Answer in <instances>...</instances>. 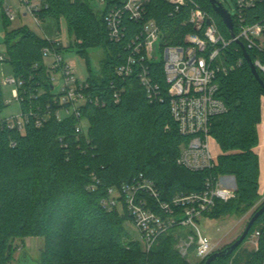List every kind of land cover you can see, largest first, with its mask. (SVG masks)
<instances>
[{
	"label": "trees",
	"instance_id": "trees-1",
	"mask_svg": "<svg viewBox=\"0 0 264 264\" xmlns=\"http://www.w3.org/2000/svg\"><path fill=\"white\" fill-rule=\"evenodd\" d=\"M46 1L48 7L41 10L38 18L63 16L75 36L77 53L86 57L87 49L104 50L99 74L86 79L87 92L99 96L102 105L86 104L81 108L88 126L79 137L75 133L79 119L73 115L61 121L50 117L37 128L30 124L24 134L7 127L0 129V264H10L18 249L15 243L23 247L27 237L43 239L39 257L32 258L21 247L15 264H28L30 260L31 264H188L176 248L180 235L176 229L160 235L145 254L123 228L124 221L129 220L125 208L122 212L107 211L100 201L107 196L109 187H118L138 174L154 183L163 201L178 193L202 189L210 174L227 175L235 179V199L216 202L205 216L219 218L245 212L260 198L259 162L254 148L259 140L257 125L264 88L252 74L241 46L237 50L231 43L226 49V62L235 64L239 57L243 60L217 78L216 96L226 110L212 118L210 134L221 153L212 170L191 172L176 163L179 147L188 138L170 117L162 61L149 63V76L158 84L162 101L147 98L137 76L136 61L129 76L115 74V68L124 64L129 55L137 59L131 39L139 32L141 22L125 16L122 37L113 42L106 35L102 14L93 10L90 1ZM198 2L229 37L209 0ZM147 5V18L171 24L169 43H181L183 36L193 30L189 25L177 26V19L170 20L172 6L164 0H151ZM244 15L248 23L264 22V2ZM5 20L4 24L9 22L6 16ZM4 29V60L11 74L23 77L24 86L33 94L38 88L49 89L42 49L50 47L60 53L63 49L55 41L39 38L26 26L8 31L5 25ZM244 49L252 63L256 57L264 62V51L246 46ZM260 78L264 81V77ZM112 84L122 90L117 102ZM41 102L37 99L34 104ZM4 105L0 91V110ZM92 184L95 188L88 189ZM263 205L264 201L255 211ZM255 232L256 249H240ZM243 243L209 264H264V213L251 225ZM205 259L197 264H204Z\"/></svg>",
	"mask_w": 264,
	"mask_h": 264
},
{
	"label": "built area",
	"instance_id": "built-area-1",
	"mask_svg": "<svg viewBox=\"0 0 264 264\" xmlns=\"http://www.w3.org/2000/svg\"><path fill=\"white\" fill-rule=\"evenodd\" d=\"M88 1L102 4L99 12L110 41L121 39L125 16L141 22L139 32L131 39L137 59L129 55L124 64L115 68V74L122 78L129 76L136 61L139 66L137 76L146 89L147 98L162 101L158 84L153 83L149 76V63L161 60L170 117L177 124L179 132L188 138L179 147L176 163L191 172L212 170L219 155V151L212 147L213 144L217 146L210 134L212 118L226 110L224 103L216 96L219 88L217 78L242 63L240 57L235 64L226 62V49L231 43L237 50L242 44L249 49L264 51V22L248 23L244 15L248 9L264 0H233L235 12L233 15L229 13L233 31L231 34L227 29L229 37L224 36L215 18L198 0H164L172 6L168 13L170 20L177 19V26L189 25L193 29L177 44L169 43V22L159 24L154 18H147V4L151 0ZM19 4L18 15L22 18L31 16L36 22L40 20L38 14L41 10L48 7L46 0H19ZM3 11L9 21L16 18L12 8L4 7ZM44 57L52 60L49 66L43 62L49 89L38 88L33 94L24 86L23 77L9 74L2 78L3 82L13 86L12 97L19 103L20 111L18 115L1 120L0 129L7 127L24 134L26 126L30 124L37 128L50 117L61 121L73 115L79 119L75 125V133L79 137L85 131L83 122L88 124L86 118L81 116V108L86 104L100 107L102 99L87 92L89 86L86 80L80 82L76 78L71 65L64 62L60 52L45 47L42 49V59ZM3 60V55H0V62ZM253 65L264 77V62L256 57ZM111 86L117 102L122 90L115 89L113 84ZM37 99H42L40 105L34 104ZM94 188L93 184L88 187L90 190ZM235 194V187L225 185L224 176L210 174L204 179L202 189L178 193L169 201H163L154 183L138 174L118 187H109L107 196L100 203L107 211L120 209L122 212L125 208L129 221L138 233L137 239L130 240L138 242L145 254L151 251L160 235L173 229L182 233L183 228H193L186 235L177 236L176 248L183 258L192 251L201 261L216 251V244L199 232L197 222L213 209L216 202H228L235 199ZM257 236L258 232H255L251 237Z\"/></svg>",
	"mask_w": 264,
	"mask_h": 264
},
{
	"label": "rangeland",
	"instance_id": "rangeland-1",
	"mask_svg": "<svg viewBox=\"0 0 264 264\" xmlns=\"http://www.w3.org/2000/svg\"><path fill=\"white\" fill-rule=\"evenodd\" d=\"M0 1L2 2V6H0V55H3L5 59H7V53L5 51L4 45L5 25L6 30L8 31L20 26H26L39 38H45L51 41H55L59 44V46L63 49L61 56L64 62L71 65L74 75L80 82H84L89 77V75L92 76L99 74L100 60L105 56L104 50L99 47L87 49L86 57L77 53L75 36L69 32L66 19L63 16H59L58 18L54 16H46L36 22L31 16L22 18L18 15V10H20L19 0ZM217 2H219L222 7L226 9L231 15L234 14L235 9L233 0H217ZM90 5L93 7V10L95 12L102 10V4L100 3H94L93 1H90ZM4 7L12 8L16 15V18L14 20L9 21L8 23L6 22V24H4V21H6L3 11ZM155 54H157L156 50ZM43 62L46 66H49L52 60L51 58L44 57ZM11 73V69L10 67H8L5 60L4 62H0L1 98L3 105L6 104L4 105L2 110H0V121L8 117L18 115L20 111L19 103L12 97L13 86L8 84V82L5 83L2 81L3 77ZM6 101L9 102L5 103ZM82 125L84 129L87 130L88 124L83 122ZM212 147L213 149L219 151V148L216 145L213 144ZM220 153L221 151H219V154ZM259 195L260 198L255 202V204H253L243 213L238 212L237 215L224 214V216H221L219 218L202 216L197 222V229L212 243L221 240L220 242H218V244L216 243V251L222 249L224 246L231 244L236 238L241 235L246 227L247 222L254 213L253 211H255L257 207H259V205L264 201V194H262L261 192L259 193ZM123 228L127 232L129 238H138V233L129 220L124 221ZM189 231H193V228H183L181 229L182 233H179L186 235V233H188ZM33 238L34 243H30V240H27L26 243L24 241L23 247L24 250L28 252L32 258L37 259L39 257L40 250L43 248V239L39 237ZM251 241H254V237H250L246 241L247 243L244 242L240 249L244 248L245 250H248L249 248H251ZM15 246H17L18 249H16L17 251L14 254V260L19 257V254L22 251V246L19 242L15 243ZM185 259L186 261L190 262L188 264H197L199 262L197 256H195L192 251L189 253V255L185 256ZM14 260L10 264H15ZM30 261H28V264H31Z\"/></svg>",
	"mask_w": 264,
	"mask_h": 264
},
{
	"label": "water",
	"instance_id": "water-1",
	"mask_svg": "<svg viewBox=\"0 0 264 264\" xmlns=\"http://www.w3.org/2000/svg\"><path fill=\"white\" fill-rule=\"evenodd\" d=\"M209 2L212 5L213 11L220 16L222 22L224 23L226 28L229 30V32L232 34L233 24H232L231 15L229 14V12L226 9H224L222 5L219 2H217V0H209ZM240 46H241L244 58L246 59V62L248 63V66L252 74L264 88V81L260 78L249 55L246 53L244 46L242 44H240ZM263 213H264V205L261 208H259L257 211H255L253 216L247 222L245 229L243 230V232L238 238H236L230 245L226 246L225 248L213 252L212 255L210 254L205 259L204 264H209L214 258L218 256L228 255L232 253L238 246H240L243 243V241L245 240V238L247 237L249 233V229L251 225H253L254 221Z\"/></svg>",
	"mask_w": 264,
	"mask_h": 264
},
{
	"label": "crops",
	"instance_id": "crops-1",
	"mask_svg": "<svg viewBox=\"0 0 264 264\" xmlns=\"http://www.w3.org/2000/svg\"><path fill=\"white\" fill-rule=\"evenodd\" d=\"M260 111H261V122L257 125V133H258V139L259 140H258V145L254 148V151L258 156V162H259V179H258L259 191H260L259 193L262 192V194H264V97L261 98ZM224 183H225V185H229V186H233V187H235V185H236L235 179L233 176H227V175L224 176ZM27 240H30V243H34L33 237L26 238L25 243ZM220 241H216L213 243L218 244V242H220ZM251 242H252L251 248H249L248 251L255 250L257 247L256 238H254V241H251Z\"/></svg>",
	"mask_w": 264,
	"mask_h": 264
}]
</instances>
